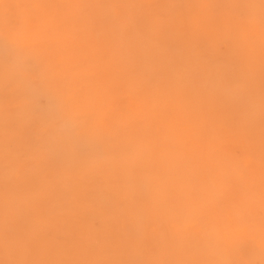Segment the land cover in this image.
I'll return each mask as SVG.
<instances>
[{
	"label": "rangeland",
	"instance_id": "374dc122",
	"mask_svg": "<svg viewBox=\"0 0 264 264\" xmlns=\"http://www.w3.org/2000/svg\"><path fill=\"white\" fill-rule=\"evenodd\" d=\"M214 82L264 117V0H0V177H112L124 109Z\"/></svg>",
	"mask_w": 264,
	"mask_h": 264
},
{
	"label": "bare ground",
	"instance_id": "6f19581e",
	"mask_svg": "<svg viewBox=\"0 0 264 264\" xmlns=\"http://www.w3.org/2000/svg\"><path fill=\"white\" fill-rule=\"evenodd\" d=\"M167 92L153 120L124 109L114 176L0 177V264H264V117L215 82Z\"/></svg>",
	"mask_w": 264,
	"mask_h": 264
}]
</instances>
